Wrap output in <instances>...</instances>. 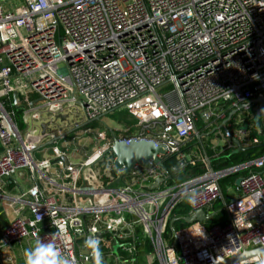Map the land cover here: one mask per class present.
<instances>
[{"label":"built area","instance_id":"obj_1","mask_svg":"<svg viewBox=\"0 0 264 264\" xmlns=\"http://www.w3.org/2000/svg\"><path fill=\"white\" fill-rule=\"evenodd\" d=\"M13 1L0 0V199H12L3 185L18 173L44 176L49 163L35 158L41 145L104 114L125 109L137 131L122 140H151L175 155L198 139L199 123L222 133L231 112L264 99V0ZM13 94L26 104L24 129L5 104ZM72 116L81 119L71 123ZM246 117L264 124V105L247 106L228 123L244 146L250 139L240 129ZM203 163V175L176 186H167L152 162L124 177L119 168L120 178L109 182L90 169L71 168L68 178H83L91 188L89 201L61 203L52 190L31 187L12 200L26 212L3 229L0 252L43 239L55 243L68 264H94L85 242L99 233L118 242L119 261L146 240L157 257L153 264H220L264 248V155L224 171ZM252 167L260 171L227 187L226 201L220 182ZM73 191L80 193L76 186ZM220 202L228 219L208 227ZM183 203L189 216L200 210L214 216L168 233ZM239 264H264V255Z\"/></svg>","mask_w":264,"mask_h":264},{"label":"crops","instance_id":"obj_2","mask_svg":"<svg viewBox=\"0 0 264 264\" xmlns=\"http://www.w3.org/2000/svg\"><path fill=\"white\" fill-rule=\"evenodd\" d=\"M32 99H35V97H32ZM5 104H6L7 110L9 112L14 113L15 122L17 123L19 129H24L25 128L24 116H23V113L21 114L20 112V111H23L26 106L24 98L17 97V100H16L13 94L5 100ZM259 130L258 132L260 133ZM222 133L224 132L222 131ZM222 133L218 131V132H215L214 133L215 135H214L211 132V134L209 135H214L213 137L209 138V136H207V138H203V141L205 140V143L206 141L210 140L211 147L213 149H216V151H218L216 156L223 154L225 151L229 149L233 150L235 148L234 147L235 144L231 142L230 139L223 137V135H221ZM216 141L218 142L217 145H216ZM220 141L222 142L221 144L219 143ZM57 142H55L53 145L55 146ZM43 145H41L39 147V150L35 152V158L37 161H40V162L46 161L49 163V165L43 169V173L45 177L38 172L33 173L30 171H22L18 173L12 180H10L6 185H3V191H5L8 197L12 199H9L7 201L4 199H0V241H1L2 231L10 223V221L17 215H21L26 212L25 207L23 206L11 205L12 200L14 198H18L22 193H26L31 187L35 185L39 186L42 189L52 190L57 195L58 200L61 203L82 204V203L89 201V196H87V192H91L92 190L91 188L87 187V183L83 180V178L78 179L75 183L71 179L68 178V175L73 174V171L71 168L75 170L84 169L82 171L87 172L88 168H85L86 165L68 166L66 158H65V161L61 160V163H60L61 166L57 165L56 164L57 161H55L56 160L55 158H50V159L44 158L45 153H43L44 151L43 148L45 147H42ZM246 146H250V145H246ZM2 152H3V146L0 143V156ZM46 152H47L46 155H49V156L51 155L52 157L55 154V153L51 154L50 151H46ZM197 155H199V157ZM190 157L197 158L198 162H202V163L203 161L207 162L209 160L208 157H206V155L204 154V152L202 155L195 153ZM188 161H189V157H188ZM93 168L94 166L90 167L89 169L93 170ZM114 169L116 171V174H114L113 176H108L107 179H104L99 173L98 178L101 179L102 182L103 181L104 182L114 181L116 179L118 180L120 178L119 177L120 172H119V168L116 167L115 164H114ZM62 186H64L67 189L65 192H62V188H61ZM74 186L77 187V190H79L80 193L75 194V191H73ZM101 234L103 235L102 239H99L100 241L99 247H100L101 256L105 254L104 257L110 258L109 263L111 262L112 264H113V260L116 264L117 262L119 263V262L124 261V260L119 261L118 259L115 258L117 257V253L121 255V252L119 250L120 245L118 244V242L114 239H111V236L105 233H101ZM109 241L110 242L112 241V246L108 249L104 247V244ZM34 246L35 244L29 241L22 242L20 244H15V245L9 246L6 249L2 250L0 252V256L2 259L7 260L6 264H25V255H24L25 250L28 249L29 247H34ZM111 251L114 254L112 256L110 253Z\"/></svg>","mask_w":264,"mask_h":264},{"label":"rangeland","instance_id":"obj_3","mask_svg":"<svg viewBox=\"0 0 264 264\" xmlns=\"http://www.w3.org/2000/svg\"><path fill=\"white\" fill-rule=\"evenodd\" d=\"M19 2L20 0H15L13 1V4L16 5ZM80 119L81 117L72 116L70 118V122H77L80 121ZM133 122V117L126 112L125 109L116 110L115 112L102 117L99 121H94L88 126L82 127L59 140L55 146H46L43 148V153H45L44 158H55V161H57L56 164L61 166V159L57 158L55 155L53 157L51 155H46V151H50L51 154H54L53 151L55 150V153H57V149L61 154H67L65 155V158L68 166L86 165L85 168L89 169L91 167L90 165L95 162L103 154V152L110 148L114 137L123 139L135 134L137 130H135L136 125H134ZM259 131L260 133H258V131L254 132H257L262 136V138H264L263 124ZM259 141H261V139L258 136H254V138H251L250 136V139L246 143L251 145L252 142L258 143ZM217 143L218 142L216 141V145ZM219 143L221 144L222 142L220 141ZM197 156L199 157V155ZM191 160L193 161L194 158L189 156V161ZM114 162L115 158L111 154L107 155L94 166L93 170L91 169V175L98 177V174L100 173L104 179H107L108 176H113L116 174ZM230 196H234L233 192L230 193ZM122 258L127 263L122 261L119 263L117 262V264H153L157 261V257L153 252L152 245L149 240H146L143 247H141L137 252L124 255ZM101 259L104 264H112L111 262L109 263L110 258L103 257ZM113 264H116L114 260Z\"/></svg>","mask_w":264,"mask_h":264},{"label":"trees","instance_id":"obj_4","mask_svg":"<svg viewBox=\"0 0 264 264\" xmlns=\"http://www.w3.org/2000/svg\"><path fill=\"white\" fill-rule=\"evenodd\" d=\"M21 114L23 111H20ZM134 121V119H133ZM134 123V122H133ZM262 120L258 119V122L255 124L257 127L260 126L262 128ZM212 130H204L203 124H198V132L200 135H209ZM259 133V132H258ZM257 132L251 135V138L254 136H258L261 141L258 143L252 142L250 146L244 147L242 151H235V150H227L223 154L216 156L217 152L216 149L211 147L210 140H204V147L207 153L208 159L211 161V168L214 171H224L229 170L235 167H239L243 164L252 162L261 158L264 155V138L259 135ZM215 135V134H214ZM214 135H211L212 137ZM194 153L196 154H203L202 147L198 141V139H194L192 142H188L182 148L179 154L175 155H167L162 158L164 167L161 169L162 173L166 177V185L167 186H176L181 183H184L192 178L198 177L203 175L206 172V168L204 163L197 162L195 166L191 165L190 162L187 160V157L192 156ZM184 156V158H182ZM186 157V158H185ZM260 170L256 169L255 167L242 170L234 175H231L220 182L221 187L224 190V196L226 201H228L227 195V187H235L236 182L243 178L250 173H255ZM223 202L216 204L214 211L218 212L217 216L207 222V226L211 227L221 222H226L228 217L224 210ZM190 213V209L186 203L181 204L173 213L172 219H180L188 217ZM188 225L185 224L183 221L178 220L172 226L168 227V233L172 231H179ZM151 249V246H150Z\"/></svg>","mask_w":264,"mask_h":264},{"label":"water","instance_id":"obj_5","mask_svg":"<svg viewBox=\"0 0 264 264\" xmlns=\"http://www.w3.org/2000/svg\"><path fill=\"white\" fill-rule=\"evenodd\" d=\"M18 95L14 94V98L17 100ZM263 104L264 105V99H256L253 100L249 103H247L244 106H241L240 110H243L247 106H256L258 104ZM33 106V105H32ZM239 110V111H240ZM238 110H235L231 112L227 119L222 123L220 126V129L224 131L225 134H227L228 138L238 147L239 151L244 150V147L241 143V141L236 138L232 133L231 130L228 126V123L231 122V120L239 113ZM110 114V113H109ZM109 114H104L102 117L109 115ZM102 117L98 118L96 121H99ZM56 120H60L61 122H66L67 117L66 116H58L55 117ZM258 119V118H257ZM94 122V121H93ZM92 121L87 122L86 124H83L80 128L88 126L91 124ZM43 135L46 134L47 130V125H42L41 126ZM71 129L64 133L63 135L58 136L57 138H54L50 141H48L46 144H44L42 147L46 146H52L55 142L65 138L66 136L70 135L71 133L77 131L78 129ZM217 130H214L212 134H214ZM208 135H200L198 134V141L202 147V150L204 154L207 157V153L204 147V141L203 138L207 137ZM111 154L115 158V166L124 169L123 176L128 174L135 166L137 165H147L149 163H154L161 169L164 167L162 158L167 156L168 154V149L165 145H157L155 142L151 140H140L137 141L135 139H132L130 141H125L122 139H118L114 137L112 145L110 146L109 149H107L103 154L95 161L93 162L90 166L93 167L95 166L99 161H101L104 157L107 155ZM62 161H65L63 158ZM209 163L211 161L209 160ZM121 177V179H122ZM164 182L163 179L158 180L154 188H157ZM240 184V180L237 181V185ZM238 198H235L234 201H237ZM214 215L210 214L208 211L200 210L195 212L192 216H188L185 218H180V219H174L172 221V224H174L176 221L181 220L187 225H192L196 222H205L207 220H210ZM96 237L99 239H102L103 235L101 233L97 234ZM264 255V248H258L250 251H245L242 254L233 257L223 263L220 264H239L242 262H245L247 260L256 258V257H262Z\"/></svg>","mask_w":264,"mask_h":264},{"label":"clouds","instance_id":"obj_6","mask_svg":"<svg viewBox=\"0 0 264 264\" xmlns=\"http://www.w3.org/2000/svg\"><path fill=\"white\" fill-rule=\"evenodd\" d=\"M91 251L95 264H102L100 253V241L98 237H90L85 242ZM25 264H68L61 253L57 250L55 243L38 240L34 247L25 250Z\"/></svg>","mask_w":264,"mask_h":264},{"label":"flooded vegetation","instance_id":"obj_7","mask_svg":"<svg viewBox=\"0 0 264 264\" xmlns=\"http://www.w3.org/2000/svg\"><path fill=\"white\" fill-rule=\"evenodd\" d=\"M258 122V119H256V118H252V117H246L245 118V120H244V122L241 124V126H240V129L241 130H243V131H245V132H247L248 133V135L249 136H251L252 134H253V132L254 131H258L259 130V128H260V126H256L255 124ZM233 126V125H232ZM234 128V127H233ZM234 129H236V128H234ZM231 130H233V129H231ZM212 136L211 135H209V138H211ZM205 138H207V137H205ZM208 138V139H209ZM243 145V147H247L246 145H250V144H247L246 143V145L244 146V144H242ZM234 149L233 150H235V151H237L238 150V147L236 146V145H234ZM239 151V150H238Z\"/></svg>","mask_w":264,"mask_h":264}]
</instances>
